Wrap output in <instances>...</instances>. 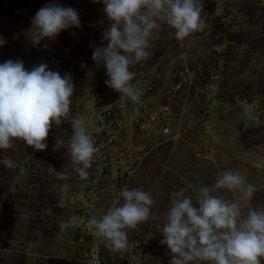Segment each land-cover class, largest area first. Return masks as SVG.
Wrapping results in <instances>:
<instances>
[{
    "label": "crops",
    "instance_id": "obj_1",
    "mask_svg": "<svg viewBox=\"0 0 264 264\" xmlns=\"http://www.w3.org/2000/svg\"><path fill=\"white\" fill-rule=\"evenodd\" d=\"M53 2L76 9L81 26L61 32L47 49L33 46L31 21L39 8ZM204 5L208 14L204 31L180 42L173 30L161 24L149 37L151 57L131 69L142 89V103L135 104L106 86L105 68L91 58L90 45L104 47L107 43L103 33L109 23L102 3H0V37L6 41L0 47V63L19 59L31 70L43 62L69 77L75 86L71 112L87 128L94 98L117 107L120 123L107 150L109 180L103 198H114L121 188L137 187L152 192L156 200L154 218L130 231L129 241L155 243L173 201L185 195L195 201L199 186L213 184L225 170L238 172L256 185L251 206H264V0H204ZM213 11L229 14L233 25L227 28L210 19ZM175 59L186 65L187 73L176 81L177 92L170 97V61ZM208 78L214 83L208 84ZM238 100L245 104L239 105ZM248 105L256 109L257 116L247 112ZM159 108L166 111L162 124L134 126L135 117ZM71 136L70 124L65 122L53 126L44 151H33L22 141L0 150V159L6 155L16 164L14 169L0 164V264H67L82 221V193L88 180H80L72 171ZM48 165L70 178L58 179L48 172ZM64 183L70 185L67 196L59 191ZM118 201L122 204V197ZM105 205H96L92 217H102ZM92 237L100 246L103 264H117L116 253ZM140 264L169 262L152 256Z\"/></svg>",
    "mask_w": 264,
    "mask_h": 264
},
{
    "label": "clouds",
    "instance_id": "obj_2",
    "mask_svg": "<svg viewBox=\"0 0 264 264\" xmlns=\"http://www.w3.org/2000/svg\"><path fill=\"white\" fill-rule=\"evenodd\" d=\"M92 2L103 4L109 26L103 33L106 46L90 45L91 58L105 68L106 86L135 104L142 103V89L131 69L151 57L149 37L154 31L166 24L175 39L184 42L208 27L204 0ZM80 26L76 9L48 3L32 19L29 40L33 46L47 49L61 32ZM5 44L0 37V47ZM74 87L69 77L50 70L47 63L31 70L19 59L0 63V150L11 149L22 141L33 151H44L53 126L67 122L72 129L68 149L72 171L80 180H87L99 148L85 121L71 112ZM0 164L8 169L16 167L6 155ZM48 172L60 180L70 178L51 165ZM69 190V184L59 185L64 196ZM256 192V185L245 176L225 170L216 175L213 184L199 186L195 201L190 195L173 201L160 229L161 243L171 256L169 264H264V206H251ZM120 196L122 204L117 201L99 219L93 216L86 227L92 236L105 242L110 252L123 257L130 251V231L142 228L154 218L156 200L152 192L137 187L123 188ZM89 264H100L95 246Z\"/></svg>",
    "mask_w": 264,
    "mask_h": 264
},
{
    "label": "built area",
    "instance_id": "obj_3",
    "mask_svg": "<svg viewBox=\"0 0 264 264\" xmlns=\"http://www.w3.org/2000/svg\"><path fill=\"white\" fill-rule=\"evenodd\" d=\"M11 0H0V3L9 2ZM210 19L217 20L224 27L233 25L232 18L229 14L213 11ZM187 73L186 65L179 59L170 61V76L173 80V87L170 90V97L176 94L179 78ZM208 84H213L214 80L208 78ZM239 105L245 104L244 100H238ZM247 112L256 115L255 108L248 105ZM166 116L164 108H159L156 111L139 115L133 119V124L136 128L142 129L146 125L157 122L162 124ZM255 117V116H254ZM255 119H257L255 117ZM88 132L92 136L95 146L99 148V152L94 157V162L89 169V177L87 184L82 193L83 212L82 221L78 224L77 233L71 242L70 255L67 258V264H89L91 259V251L95 246L98 248L100 264H103V254L99 244L93 239L91 233L86 227L87 221L92 217L96 205L105 202L104 214L110 207L115 205L121 198L119 189L114 198L105 200L103 198V188L108 182L107 176L108 156L107 150L115 140L116 129L120 123L117 115V107L112 105H103L98 98H94L92 109L89 115ZM128 173V172H127ZM165 219L161 222V228L165 223ZM163 237L161 232L158 239L153 244L144 243L138 239L130 241V251L125 253L123 257L116 254L117 264H140L152 256H158L162 261L169 262L171 256L168 254L167 248L161 243Z\"/></svg>",
    "mask_w": 264,
    "mask_h": 264
}]
</instances>
